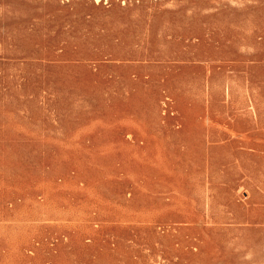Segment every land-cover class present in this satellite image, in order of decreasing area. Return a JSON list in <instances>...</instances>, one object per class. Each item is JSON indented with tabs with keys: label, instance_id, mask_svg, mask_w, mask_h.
Returning a JSON list of instances; mask_svg holds the SVG:
<instances>
[{
	"label": "rangeland",
	"instance_id": "374dc122",
	"mask_svg": "<svg viewBox=\"0 0 264 264\" xmlns=\"http://www.w3.org/2000/svg\"><path fill=\"white\" fill-rule=\"evenodd\" d=\"M0 264H264V0H0Z\"/></svg>",
	"mask_w": 264,
	"mask_h": 264
}]
</instances>
